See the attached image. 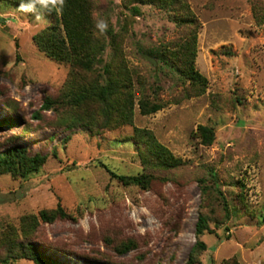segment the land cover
Returning <instances> with one entry per match:
<instances>
[{"label": "rangeland", "instance_id": "rangeland-1", "mask_svg": "<svg viewBox=\"0 0 264 264\" xmlns=\"http://www.w3.org/2000/svg\"><path fill=\"white\" fill-rule=\"evenodd\" d=\"M96 1L100 8H111L117 31L126 17L121 15L123 0ZM188 3L200 25L195 68L207 80L205 93L183 97L188 83L166 69L154 71L156 63L147 52L179 34L165 17L145 8L123 40L122 56L145 87H161L158 98L167 105L150 116H141L135 105L133 127L96 135L68 128L53 111H42L46 97H59L70 69L49 60L33 42L48 25L43 17L0 3V121L21 119L0 129V152L13 137L10 144L47 157L26 178L0 176V236L22 217L60 205L71 218L41 225L35 246L61 264H186L197 240L198 216L204 214L210 232L200 238L206 251L199 264L232 258L264 264V0ZM256 14L262 15L261 22ZM111 57L108 50L104 59ZM198 127L214 130L211 145L202 143ZM133 128L150 132L182 164L143 169L129 141ZM105 168L119 176L144 170L155 179L146 190L127 187ZM211 171L229 197L236 192L231 186L243 183L251 214L215 224L223 216L221 204L202 191L203 183L211 185ZM130 241L136 243L134 251L116 254V246Z\"/></svg>", "mask_w": 264, "mask_h": 264}, {"label": "trees", "instance_id": "trees-1", "mask_svg": "<svg viewBox=\"0 0 264 264\" xmlns=\"http://www.w3.org/2000/svg\"><path fill=\"white\" fill-rule=\"evenodd\" d=\"M0 3L19 9L22 3L31 4L30 10L23 11L41 16L47 21L48 25L33 37V42L49 60L66 65L70 70L59 97H46L42 111H53L68 128L82 127L96 135L112 128L133 127L135 105L141 116L154 115L166 107L167 103L158 98L161 87L156 84L145 87L138 75L127 68L122 56L123 40L132 28L134 18L143 17L142 10L145 8L165 17L179 34L175 40L147 52L156 63L154 71L162 72L166 69L185 85L188 83L187 87H182L183 97H198L205 93L207 80L195 68L200 25L188 0H123L121 15L126 17L119 22L117 31L110 21L111 8H100L96 0H0ZM256 16L260 22L263 20L262 15ZM102 22L107 24L103 32L98 27ZM108 50L112 57L110 61H105ZM135 83L138 94L134 88ZM10 112L15 114L13 110ZM35 117L38 118L39 114ZM20 120L13 117L0 121V129L16 126ZM21 131L28 130L23 128ZM197 134L204 145L214 142L215 133L212 128L198 127ZM12 139L10 137L9 141H5L8 148L0 152V176L26 178L38 172L45 165L47 157L31 155L22 146L10 144ZM129 141L137 149L143 169H174L182 164L148 131L133 128ZM108 172L124 186L145 190L151 187L155 179L144 170L133 176ZM208 178L211 185L202 182V191L206 197L214 195L221 204L223 216L221 221L215 223L217 226L232 218L251 214L241 181L231 186L235 187L236 192L229 197L221 190L219 177L214 171L210 172ZM70 218L68 212L58 205L55 209L41 210L36 215L22 217L17 227L8 225L0 236V264H12L18 260H28L34 264H61L35 246L40 241L37 232L41 225ZM205 232H210L209 219L199 214L195 225L197 240L189 251L186 264H199L200 255L206 251L205 243L200 240ZM135 249L136 243L132 241L120 243L114 248L120 256ZM222 264L240 263L232 258Z\"/></svg>", "mask_w": 264, "mask_h": 264}, {"label": "clouds", "instance_id": "clouds-1", "mask_svg": "<svg viewBox=\"0 0 264 264\" xmlns=\"http://www.w3.org/2000/svg\"><path fill=\"white\" fill-rule=\"evenodd\" d=\"M31 7H32L31 4H23V3L21 4L22 10H30ZM98 27L101 29V32H103L104 30H106L107 24L102 22V23L98 24Z\"/></svg>", "mask_w": 264, "mask_h": 264}, {"label": "water", "instance_id": "water-1", "mask_svg": "<svg viewBox=\"0 0 264 264\" xmlns=\"http://www.w3.org/2000/svg\"><path fill=\"white\" fill-rule=\"evenodd\" d=\"M147 59H148L151 63L155 64V61L152 60L151 58L147 57Z\"/></svg>", "mask_w": 264, "mask_h": 264}]
</instances>
